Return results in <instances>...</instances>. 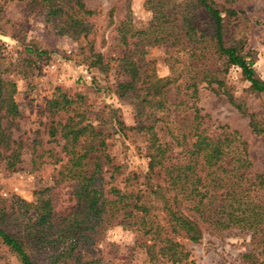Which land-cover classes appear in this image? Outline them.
Wrapping results in <instances>:
<instances>
[{
    "label": "trees",
    "instance_id": "16d2710c",
    "mask_svg": "<svg viewBox=\"0 0 264 264\" xmlns=\"http://www.w3.org/2000/svg\"><path fill=\"white\" fill-rule=\"evenodd\" d=\"M223 1L148 0L152 19L143 30L135 29L131 12L115 26L111 11L112 42L120 54L115 68L93 41L85 48L89 68L103 74L115 69L120 77L114 93L132 106L135 125L117 118L115 128L124 139L144 140L143 182L133 173L117 184L124 173L109 151L110 136L90 119L81 100L57 89L43 110L47 140L31 143L12 138L3 118L13 122L18 104L0 100L3 171L18 172L27 153L32 169L55 167L53 185L37 191L33 202L0 206V243L19 264H104L94 248L116 226L136 233L149 264H195L185 242L197 244L205 231L229 229L250 232L260 260L246 257L264 264V177L252 176L240 133L227 126L210 131L198 106L199 86H216L213 90L249 116L252 132L264 138V122L247 114L224 80L232 66L239 67L250 92H264V80L256 78L244 42L233 33L239 12L232 5L238 0ZM28 7L56 37L87 40L95 33L99 12L83 0H32ZM138 36L142 48H167V77H158L137 47L131 49ZM61 188L74 202L64 211L57 206Z\"/></svg>",
    "mask_w": 264,
    "mask_h": 264
},
{
    "label": "rangeland",
    "instance_id": "374dc122",
    "mask_svg": "<svg viewBox=\"0 0 264 264\" xmlns=\"http://www.w3.org/2000/svg\"><path fill=\"white\" fill-rule=\"evenodd\" d=\"M31 1L0 0V37L7 38L0 39V100H13L19 108V115L13 122L3 118L12 138L25 143L35 139L47 140L44 131L48 120L43 110L59 89L73 100H81L90 119L110 136L109 151L124 173L117 184L133 173L139 174L143 182L148 170L144 140L140 136L124 139L115 128L117 118L126 126L135 125L132 106L114 93L120 77L115 69L103 74L89 68L83 62V54L88 42L93 41L97 51L114 60L112 66L115 68L120 54L113 45L112 30L126 19L129 12L135 29L147 28L152 19V11L147 9L148 0H83L88 8L99 12L94 20L95 33L87 40L54 36L40 13H30L28 5ZM232 7L239 12L233 33L244 42L246 60L252 64L256 78L264 80V0H238ZM111 11L115 26L110 27ZM139 41L138 36L131 49L137 47L146 65L158 77H167L170 74L166 62L167 48L162 45L142 48ZM224 80L247 114L264 122V92L251 93V84L242 77L239 67L232 66ZM213 88L216 86H199L198 106L202 115L208 117L206 126L210 131L219 126L238 131L247 143L253 165L252 176L264 177L263 136L254 134L250 117L240 113L225 95L217 94ZM4 113L0 103V117ZM60 149L58 146L56 150ZM32 168L28 153L16 173L4 172L0 162V206L15 200L33 202L37 191L53 185V165L46 164L37 170ZM56 198L58 211H64L74 203L67 188H61ZM185 245L195 264H254V258L246 255L253 254L258 260L260 251L253 244L251 233L239 229L208 230L200 243L185 242ZM94 251L103 258L104 264H149L144 250L138 246L136 233L121 226L109 229ZM0 264H19L1 243Z\"/></svg>",
    "mask_w": 264,
    "mask_h": 264
},
{
    "label": "clouds",
    "instance_id": "9594fccd",
    "mask_svg": "<svg viewBox=\"0 0 264 264\" xmlns=\"http://www.w3.org/2000/svg\"><path fill=\"white\" fill-rule=\"evenodd\" d=\"M148 15L150 16L151 13H148ZM0 39H7L6 37H0ZM14 43V42H13Z\"/></svg>",
    "mask_w": 264,
    "mask_h": 264
}]
</instances>
